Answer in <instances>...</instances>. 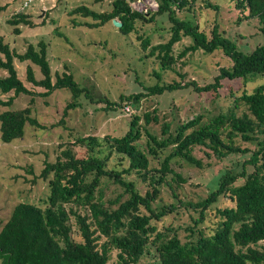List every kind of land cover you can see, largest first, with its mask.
I'll list each match as a JSON object with an SVG mask.
<instances>
[{
	"label": "trees",
	"instance_id": "1",
	"mask_svg": "<svg viewBox=\"0 0 264 264\" xmlns=\"http://www.w3.org/2000/svg\"><path fill=\"white\" fill-rule=\"evenodd\" d=\"M133 1L112 0L111 8L104 12L77 6L70 13L90 22L72 19V23L98 28L116 19L121 22L118 30L128 35L135 31L136 21L153 22L165 15L170 33L166 42L150 46L148 37H138L142 50L155 57L162 69L199 49L206 54L220 50L229 65L220 66L213 81L202 85L194 80L162 82L160 73L155 72L157 82L146 88V94L120 95V102H115L121 105L125 100L137 109L121 135H79L72 142L59 143L55 160L45 163L40 174L47 179V199L41 205L18 202L0 229V264H140L149 255L156 257V264H264V244L260 243L264 241V84L251 92L242 90L227 112L217 111L208 117L201 112L188 120L161 121L155 111L141 110L138 105L148 94L188 87L216 99L224 80L264 76V0H230L242 14L238 21L254 18L258 22L263 41L248 52L240 50L218 25L207 35L195 20L182 14L194 0H155L157 9L147 12L133 9ZM4 8L0 6V11ZM7 23L15 34H20L21 23L33 26L21 12ZM183 36L189 37L191 44L175 57L173 45ZM0 53V68L6 71L0 76V93H14L7 101L0 100V105L10 106L20 93L32 94L17 76L14 57L39 67L41 79L36 80L30 64L26 78L46 88L42 96L60 88L70 91L73 101L66 105L64 115L77 105L78 96L86 93L71 73L56 74L52 82L43 40L16 53L0 38ZM30 113L29 106L0 112L2 142L22 138L26 124L40 126ZM73 146L83 147L81 155ZM196 151L215 161L237 154L244 158L239 171L228 169L217 176L205 196L182 200L177 190L188 179L176 167L185 162L203 170L211 164H204ZM151 158L158 161L157 166L151 164ZM163 185L178 204L163 199ZM110 186L113 197L105 200L104 192ZM180 210L191 221L184 227V237L168 221ZM164 220L169 223H162Z\"/></svg>",
	"mask_w": 264,
	"mask_h": 264
},
{
	"label": "rangeland",
	"instance_id": "2",
	"mask_svg": "<svg viewBox=\"0 0 264 264\" xmlns=\"http://www.w3.org/2000/svg\"><path fill=\"white\" fill-rule=\"evenodd\" d=\"M8 1L11 4L9 2L10 5L7 6L4 2ZM111 1L0 0V6H5L0 11V38L3 42L16 53H22L29 43L37 45L43 40L46 43L52 82L55 81L56 74L71 73L86 90V93L82 92L76 99L77 105L69 108L64 115L66 105L73 101L70 91L60 88L42 96L41 93L46 88L37 86L26 78V69L30 64L36 80L41 79L43 76L39 67L29 61L13 58L18 78L32 94L20 93L14 96L10 106L0 105V112L29 106L31 117L40 126L26 124L22 138L14 139L10 143L0 139V229L18 202L41 205L47 199V179L40 174L45 163L55 160L59 153V143L72 142L79 135L119 136L126 131L131 113L137 109L125 100L121 105L115 104L120 102V95L146 94V88L157 82L155 72L160 73L162 82L194 80L202 85L213 81L220 66L229 65L228 58L220 50L206 54L199 49L177 58L169 69H162L155 57L146 55L147 51L142 50L138 37H148L150 46L166 42L170 33L166 31L169 23L165 15L157 16L153 22L136 21L135 31L128 35L122 34L112 21L98 28L72 23V19L90 22L80 14H71L73 8L85 5L94 11L104 12L111 8ZM130 5L141 12L157 9L155 0H136ZM17 12L24 13L33 24H19L20 34H15L13 26L7 23ZM182 14L195 20L207 35H210L214 25H218L220 31L244 52L253 50L256 44L263 41L256 19L238 21L237 16L242 17V14L230 4V0H194L189 11ZM189 44L191 39L183 36L173 45V55L176 57ZM2 75L5 76L6 71L0 68V76ZM260 84H264L263 75L251 76L247 81L244 78L224 80L216 99L210 93H198L188 87L161 95L148 94L139 100L138 105L141 110L155 111L161 121L188 120L201 112L208 117L217 111L227 112L242 90L251 92ZM13 95V91L0 93V100L7 101ZM241 105L236 110L239 111ZM73 149L77 155H81L83 151L80 146H73ZM195 155L198 158L203 157L201 152L196 151ZM243 158V155L238 154L230 155L223 161L205 157L203 163L208 161L211 164L203 170L185 162L175 166L188 179L178 188V197L195 201L205 196L208 189L215 186V178L223 171H239ZM151 164L157 166L158 161L151 158ZM139 187L145 189L142 183ZM161 196L166 202L178 204L169 188L164 185L161 186ZM111 197L112 186L104 192L105 200ZM222 202L221 200L220 203ZM223 203L229 204V201L224 200ZM79 211L84 213L83 210ZM168 221H172L171 224L177 227L181 237L187 233L184 227L191 223L183 210L173 213ZM168 221L164 220L162 223L167 224ZM70 222L75 232L73 216ZM260 243L264 244V241ZM156 263V257L149 255L140 264Z\"/></svg>",
	"mask_w": 264,
	"mask_h": 264
},
{
	"label": "water",
	"instance_id": "3",
	"mask_svg": "<svg viewBox=\"0 0 264 264\" xmlns=\"http://www.w3.org/2000/svg\"><path fill=\"white\" fill-rule=\"evenodd\" d=\"M112 23L116 27H120L121 26V22L120 21H117L116 19H112Z\"/></svg>",
	"mask_w": 264,
	"mask_h": 264
},
{
	"label": "crops",
	"instance_id": "4",
	"mask_svg": "<svg viewBox=\"0 0 264 264\" xmlns=\"http://www.w3.org/2000/svg\"><path fill=\"white\" fill-rule=\"evenodd\" d=\"M9 2H10V1H8V2H4V4H7V6H8ZM13 3H14V2H12V4H13ZM10 4H11V2H10ZM10 4H9V5H10ZM2 76H4V75H2Z\"/></svg>",
	"mask_w": 264,
	"mask_h": 264
},
{
	"label": "built area",
	"instance_id": "5",
	"mask_svg": "<svg viewBox=\"0 0 264 264\" xmlns=\"http://www.w3.org/2000/svg\"><path fill=\"white\" fill-rule=\"evenodd\" d=\"M26 4V3H25ZM28 5V4H27ZM26 6V5H25ZM126 111H129L128 107H125Z\"/></svg>",
	"mask_w": 264,
	"mask_h": 264
}]
</instances>
